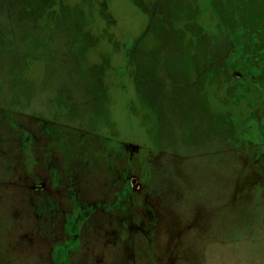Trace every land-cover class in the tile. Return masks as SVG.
<instances>
[{"label": "rangeland", "instance_id": "1", "mask_svg": "<svg viewBox=\"0 0 264 264\" xmlns=\"http://www.w3.org/2000/svg\"><path fill=\"white\" fill-rule=\"evenodd\" d=\"M264 0H0V264H264Z\"/></svg>", "mask_w": 264, "mask_h": 264}, {"label": "trees", "instance_id": "2", "mask_svg": "<svg viewBox=\"0 0 264 264\" xmlns=\"http://www.w3.org/2000/svg\"><path fill=\"white\" fill-rule=\"evenodd\" d=\"M262 135H263V137H264V132H263V134H262Z\"/></svg>", "mask_w": 264, "mask_h": 264}]
</instances>
